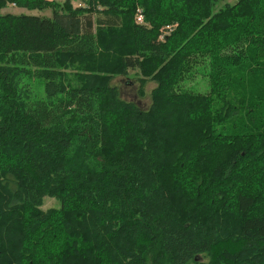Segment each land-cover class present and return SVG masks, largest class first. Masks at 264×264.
<instances>
[{"label": "trees", "instance_id": "1", "mask_svg": "<svg viewBox=\"0 0 264 264\" xmlns=\"http://www.w3.org/2000/svg\"><path fill=\"white\" fill-rule=\"evenodd\" d=\"M77 1L0 0V264H264V0Z\"/></svg>", "mask_w": 264, "mask_h": 264}, {"label": "rangeland", "instance_id": "2", "mask_svg": "<svg viewBox=\"0 0 264 264\" xmlns=\"http://www.w3.org/2000/svg\"><path fill=\"white\" fill-rule=\"evenodd\" d=\"M53 1H56L59 4H64L68 0H53ZM71 1L76 8L82 5L81 1H77V0H71ZM237 1L238 0H226L223 1L219 6H223L226 3L234 4ZM0 13L1 14L12 13L16 15L24 13V14L36 15V16H41V15L51 16L52 11L45 10L44 12H39V11L31 12L28 10H19L15 6H8L7 8L0 10ZM161 36H162V30L160 33L159 41H161L160 40ZM166 38L167 37H165V40ZM81 65H82V61L74 57H71L69 59L67 58L62 59L61 71L65 76V81L67 85L74 83L75 80L78 78V76H80ZM208 74H209V69L206 63L202 64V63H195L194 61H190L187 63V73L185 74L183 79L179 82L178 88L189 91L192 94H198L201 96L205 94L210 95L212 93V90L210 89V80L208 78ZM142 80H143V75L141 72L128 71L126 75H118L117 77H115L112 81V86L118 88L124 100L128 102H134L141 109L148 110L153 103L152 91L156 87V84L148 81V83H145L146 86L144 88L143 93H141L140 90L143 86ZM35 89L37 93L40 95H42V93L44 92V89L43 90L38 88ZM172 116H174V113H172ZM116 120L118 121V119ZM116 127L117 125L115 124H112L110 126V133H112L114 137H116L117 135L116 132H119V129ZM229 127L230 124L228 123L225 125H219L217 130L221 132H226ZM60 207H61V202L58 199L52 197H45L41 210L47 212L52 209H60Z\"/></svg>", "mask_w": 264, "mask_h": 264}, {"label": "built area", "instance_id": "3", "mask_svg": "<svg viewBox=\"0 0 264 264\" xmlns=\"http://www.w3.org/2000/svg\"><path fill=\"white\" fill-rule=\"evenodd\" d=\"M136 23L137 24H140V25H143L145 24V18H144V15L139 12L136 16ZM177 26L176 25H173V28H167L166 27L162 30V36H161V41L164 42L165 41V37H168L176 28Z\"/></svg>", "mask_w": 264, "mask_h": 264}, {"label": "crops", "instance_id": "4", "mask_svg": "<svg viewBox=\"0 0 264 264\" xmlns=\"http://www.w3.org/2000/svg\"><path fill=\"white\" fill-rule=\"evenodd\" d=\"M47 1H53V0H47ZM19 10H24V9H19ZM33 12H37V11H33ZM41 16H43V15H41ZM49 17V16H48Z\"/></svg>", "mask_w": 264, "mask_h": 264}, {"label": "bare ground", "instance_id": "5", "mask_svg": "<svg viewBox=\"0 0 264 264\" xmlns=\"http://www.w3.org/2000/svg\"><path fill=\"white\" fill-rule=\"evenodd\" d=\"M169 27H170V28H173V26H167L166 29L169 28Z\"/></svg>", "mask_w": 264, "mask_h": 264}]
</instances>
